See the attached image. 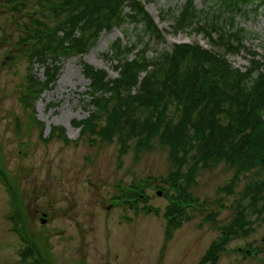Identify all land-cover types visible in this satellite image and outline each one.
<instances>
[{"label":"rangeland","instance_id":"1","mask_svg":"<svg viewBox=\"0 0 264 264\" xmlns=\"http://www.w3.org/2000/svg\"><path fill=\"white\" fill-rule=\"evenodd\" d=\"M36 1L26 0L16 12L0 0V264H34L37 256L42 264H198L232 220L249 178H257L256 170L241 176L230 194L222 191L233 175L225 164L199 170L191 188L197 203L187 211L190 220L165 241L169 200L164 192L172 171L168 152L156 145L138 154L130 148L120 156L117 142H101L73 125L93 111L86 97L89 81L83 77V63L116 78L117 61L105 54L110 56L117 39L124 46L136 44L137 49L148 44L150 58L155 52L169 51L175 41L201 38L188 34L191 28L169 35L185 0H141L165 35V43L152 41L142 25L129 24L103 31L87 53L63 59L58 80L35 99L32 119L30 108L23 104L26 77L32 73L44 80V68L30 65L29 36L37 27L35 19L53 25L42 20ZM195 4L199 11L212 14L210 0ZM230 18L226 15L220 23ZM231 20L236 29L244 30V46L264 57V8L258 14L248 9L246 15H233ZM139 33L143 37L138 44ZM250 58L243 52L229 61L245 70ZM54 127L63 128L69 142L45 140ZM132 184L143 187L147 201L138 207L147 208L135 211L123 205L124 198L116 200ZM249 220L251 231L232 237L216 264H264V214ZM12 222L33 244L32 254H26V244L13 231ZM238 249H254L256 254L244 257Z\"/></svg>","mask_w":264,"mask_h":264},{"label":"trees","instance_id":"2","mask_svg":"<svg viewBox=\"0 0 264 264\" xmlns=\"http://www.w3.org/2000/svg\"><path fill=\"white\" fill-rule=\"evenodd\" d=\"M210 1L214 6L211 15L199 11L195 0H185L173 18V31L191 28L190 33H202L212 50L197 44L173 46L149 58L148 44L137 49L136 44L124 46L117 39L109 49L110 56L106 53L105 57L117 61L114 69L118 77L109 79L104 70L83 63L82 74L89 81L86 97L93 111L85 120L73 122L81 134L96 135L101 142H117L120 156L130 148L138 154L156 145L168 152L172 171L164 192L169 200L165 241L172 238L175 228L190 220L187 211L197 203L191 188L199 170L220 164L231 169L233 175L222 188L226 194L233 192L241 176L256 170L257 178H249L232 220L221 228V237L211 243L198 264H216L232 237L251 231L249 217L264 214V57L255 59V52H249L252 59L245 71L234 68L225 58L228 53L240 52L245 39L244 30L234 27L232 16L246 15L248 9L258 14L264 0ZM25 2L6 0L16 12ZM36 5L42 20L53 25L35 19L37 27L29 36L33 40L27 50L30 65L37 63L44 68V80L32 73L26 77L23 104L30 108L32 119L35 99L58 80L62 60L87 53L103 31L142 25V32L152 41L165 43L139 0H37ZM226 15L231 18L222 25ZM137 37L139 44L143 34ZM133 51L134 57L128 59ZM51 132L45 140L55 137L69 142L63 128L54 127ZM132 185V193L122 192L116 199L124 198L123 205L135 211L147 208L138 207L139 202L147 201L143 187ZM126 198L132 203L127 205ZM239 252L244 257L256 254L254 249Z\"/></svg>","mask_w":264,"mask_h":264},{"label":"water","instance_id":"3","mask_svg":"<svg viewBox=\"0 0 264 264\" xmlns=\"http://www.w3.org/2000/svg\"><path fill=\"white\" fill-rule=\"evenodd\" d=\"M161 193H157V195L159 196Z\"/></svg>","mask_w":264,"mask_h":264}]
</instances>
